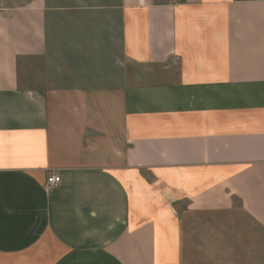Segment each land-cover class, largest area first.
<instances>
[{
    "label": "crops",
    "instance_id": "crops-1",
    "mask_svg": "<svg viewBox=\"0 0 264 264\" xmlns=\"http://www.w3.org/2000/svg\"><path fill=\"white\" fill-rule=\"evenodd\" d=\"M238 208L264 232V0H0V264H223L187 217Z\"/></svg>",
    "mask_w": 264,
    "mask_h": 264
},
{
    "label": "rangeland",
    "instance_id": "rangeland-1",
    "mask_svg": "<svg viewBox=\"0 0 264 264\" xmlns=\"http://www.w3.org/2000/svg\"><path fill=\"white\" fill-rule=\"evenodd\" d=\"M186 233L216 234V239L189 241L192 245L205 248L217 245L223 250V264H264V232L244 212L238 208L231 214H197L188 216ZM207 246V247H206Z\"/></svg>",
    "mask_w": 264,
    "mask_h": 264
},
{
    "label": "built area",
    "instance_id": "built-area-1",
    "mask_svg": "<svg viewBox=\"0 0 264 264\" xmlns=\"http://www.w3.org/2000/svg\"><path fill=\"white\" fill-rule=\"evenodd\" d=\"M61 183V176L59 174L53 173L47 179V185L49 187H55Z\"/></svg>",
    "mask_w": 264,
    "mask_h": 264
}]
</instances>
